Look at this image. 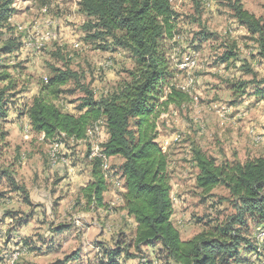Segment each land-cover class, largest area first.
I'll use <instances>...</instances> for the list:
<instances>
[{"label":"rangeland","instance_id":"obj_1","mask_svg":"<svg viewBox=\"0 0 264 264\" xmlns=\"http://www.w3.org/2000/svg\"><path fill=\"white\" fill-rule=\"evenodd\" d=\"M233 1L170 0L178 18L173 37L162 41L170 72L167 84L190 99L179 106L170 104L160 114L156 141L167 155L171 220L180 236L189 238L204 224L230 223L233 230L248 231L264 261V240L254 238L256 231L264 229L263 223L252 218L223 186L202 194L195 186L197 169L191 160L195 146L218 161L264 156V95L253 94L257 82L264 79V57L246 27L236 20ZM240 1L250 13L264 18V0ZM78 2L11 0L12 12L0 27V75H10L0 80V87L7 89L9 108L15 113L0 150V264H99L100 259L105 261L106 249L115 248L119 241L123 247L132 243L134 229L120 209L122 188L114 184V180L124 183L118 169L122 158L107 160L105 174L113 179L105 177L106 209L87 206L79 195L90 179L92 155L86 154L100 150L103 125L96 124L97 130L91 127L86 141L62 143L58 138L45 140L26 128L25 106L54 68L78 74V79L62 86L63 93L55 100L66 112L75 111L86 90L97 99L119 90L135 70L129 49L111 45L109 38L89 36L93 30L85 28L89 18ZM10 41L18 47L4 53L2 47ZM105 42L109 48H103ZM33 43L40 48L26 45ZM235 44L238 58L220 62L223 51ZM244 62L253 75L242 70ZM237 81L247 83L246 93L233 92ZM240 220L244 222L238 224ZM75 253L76 259L66 261ZM129 253L127 258L122 255L123 264H164L147 247L139 251L130 247ZM256 253L245 257L259 264Z\"/></svg>","mask_w":264,"mask_h":264},{"label":"trees","instance_id":"obj_2","mask_svg":"<svg viewBox=\"0 0 264 264\" xmlns=\"http://www.w3.org/2000/svg\"><path fill=\"white\" fill-rule=\"evenodd\" d=\"M10 5L11 0H0V27L9 19ZM78 5L89 18L84 26L88 31L93 30L89 33L92 39L109 38L111 45L125 47L132 52L136 67L129 72L130 81L98 99L86 90L75 106V112L71 113L61 110L55 100L63 93L62 86L78 79V74L70 69L54 68L39 85L37 94L25 106L23 113L28 118L30 131L42 134L45 140L58 138L61 143L86 141L91 127L103 123L107 138L99 145L100 153L107 159L113 156L122 158L118 166L124 182L120 209L135 222L132 243L123 247L119 241L115 248L106 249L105 261L100 259L99 264H123L122 255L126 258L132 255L130 247L136 251L141 247L150 248L163 259L164 264H252L245 254L255 251L259 264H264L259 256L261 251H257L254 239L245 229L238 227L233 230L230 223H209L191 238L182 239L172 223L168 159L156 141V121L170 104L179 106L190 97L167 84L170 72L162 41L173 37L178 18L170 0H79ZM231 9L238 23L246 27L258 54L264 57V18L250 13L240 0H234ZM17 47L10 41L2 51L10 53ZM109 47L105 42L103 48ZM238 54L237 45H232L223 51L219 61L228 62L238 58ZM241 66L246 73H253L247 63ZM9 77L3 73L0 80ZM246 85L245 81H237L232 84V90L235 94H244ZM165 86L168 88L166 92ZM6 91L5 87H0V150L7 136L4 128L9 110ZM253 94L263 97L264 79L257 82ZM89 154L88 150L86 156ZM191 160L197 169L195 186L202 194H210L215 187L223 186L247 207L245 211L252 218L263 223L264 228V156L244 161H218L195 146L191 149ZM102 161L99 156L90 159L91 179L79 189L80 199L87 206H107L103 201L107 181ZM243 222L240 220L238 224ZM76 258L75 253L66 257V261Z\"/></svg>","mask_w":264,"mask_h":264},{"label":"crops","instance_id":"obj_3","mask_svg":"<svg viewBox=\"0 0 264 264\" xmlns=\"http://www.w3.org/2000/svg\"><path fill=\"white\" fill-rule=\"evenodd\" d=\"M8 106H9V103H8ZM75 112V111H74ZM71 113H73V112H71ZM14 115H15V113H14V111L12 110V109H10L9 108V110H8V116H7V118H6V122H5V126H4V128H5V130L7 131V133L9 132V127H8V124H10V126H11V120H12V118L14 117ZM27 123H29V121H27ZM102 125H103V123H101ZM104 127V126H103ZM104 134H105V136H104V138H103V140L101 141V143H103L105 140H106V138H107V134H106V131H104ZM39 136H40V134H38ZM176 136H179V135H176ZM80 141H85V140H77V141H73V142H80ZM100 143V144H101ZM110 158H112V157H109L108 159H110ZM107 159V160H108ZM90 179H91V176H90ZM89 179V180H90ZM88 180V181H89ZM87 181V182H88ZM86 182V183H87ZM122 191H121V195H122V193L124 192V188L122 187V189H121ZM106 191V190H105ZM105 193V192H104ZM103 193V194H104ZM120 195V196H121ZM103 201H104V195H103ZM120 201H121V203H120V206H122L123 205V200H122V197L120 198ZM105 202V201H104ZM100 208H103V209H106V207H100ZM122 212H124L125 213V217L129 220V222L131 223V225H132V227H133V229H134V227H135V222H134V220H133V218L131 217V216H128L127 214H126V212L124 211V210H122ZM134 231V230H133ZM180 233V232H179ZM181 237V236H180ZM192 237V236H191ZM191 237H189V238H191ZM182 238V237H181ZM189 238H182V239H189ZM150 251H151V249L150 248H148ZM122 258V257H121ZM69 261H71V260H69ZM67 263V262H66ZM65 263V264H66Z\"/></svg>","mask_w":264,"mask_h":264},{"label":"built area","instance_id":"obj_4","mask_svg":"<svg viewBox=\"0 0 264 264\" xmlns=\"http://www.w3.org/2000/svg\"><path fill=\"white\" fill-rule=\"evenodd\" d=\"M51 32H46L44 35H50ZM26 45H33V48H36V49H39L41 45H37L36 43H33V44H26ZM102 126V125H101ZM100 126V130H102V127ZM22 129H25V131H27V129L25 128V126H22ZM255 138H260L259 135H256ZM91 139V134L89 136V140ZM166 144V142L164 143ZM90 154L91 155H96V156H99V157H102L103 161H105V156L102 155L100 153V150L99 151H90ZM104 174H105V170H103ZM107 177V181H112V177L111 176H106ZM114 184H116L117 186H121V188L123 187L120 183V181L118 180H114Z\"/></svg>","mask_w":264,"mask_h":264},{"label":"bare ground","instance_id":"obj_5","mask_svg":"<svg viewBox=\"0 0 264 264\" xmlns=\"http://www.w3.org/2000/svg\"><path fill=\"white\" fill-rule=\"evenodd\" d=\"M94 127H95V128H94ZM94 127L92 128L93 130H94V129H96V130L98 129L97 125L94 126ZM26 128L29 130V126H28V125H26ZM40 137L43 138V135L41 134ZM87 138H88V134H87ZM93 156H96V155H92L91 158H92ZM102 169L105 170V172H106V170H107V158H105V161H102ZM105 176H106V174H105ZM254 238H255L258 242L263 241V240H264V229H259L258 231H256V232L254 233Z\"/></svg>","mask_w":264,"mask_h":264}]
</instances>
